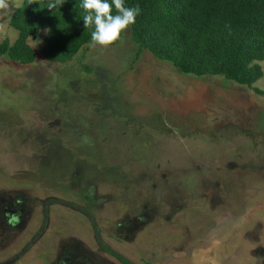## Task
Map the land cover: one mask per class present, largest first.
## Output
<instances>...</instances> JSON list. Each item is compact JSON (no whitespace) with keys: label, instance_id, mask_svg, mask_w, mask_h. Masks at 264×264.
I'll list each match as a JSON object with an SVG mask.
<instances>
[{"label":"rangeland","instance_id":"374dc122","mask_svg":"<svg viewBox=\"0 0 264 264\" xmlns=\"http://www.w3.org/2000/svg\"><path fill=\"white\" fill-rule=\"evenodd\" d=\"M22 3L0 0V43ZM48 30L27 38L32 62L0 54V196L27 210L0 215V264H264V61L252 86L184 74L117 23L48 61Z\"/></svg>","mask_w":264,"mask_h":264},{"label":"trees","instance_id":"16d2710c","mask_svg":"<svg viewBox=\"0 0 264 264\" xmlns=\"http://www.w3.org/2000/svg\"><path fill=\"white\" fill-rule=\"evenodd\" d=\"M112 23L130 28L141 49L184 74L246 86L263 75L264 0H23L10 19L18 37L12 45L0 43V54L22 64L34 61L26 40L48 26L41 54L65 62Z\"/></svg>","mask_w":264,"mask_h":264},{"label":"flooded vegetation","instance_id":"af4514ba","mask_svg":"<svg viewBox=\"0 0 264 264\" xmlns=\"http://www.w3.org/2000/svg\"><path fill=\"white\" fill-rule=\"evenodd\" d=\"M41 167H46V166L42 165ZM56 176H54V177H56ZM47 182H49V181L41 180V183H47ZM63 183L64 182H58L59 185H62ZM59 193H61V195H58ZM59 193L55 192V195H51L49 200L45 201L44 205L42 206L43 207L42 213H43V216L46 218L47 222H48V217H49V212H50V206H53V205H60V206L68 205V201L66 200V197H63L62 190ZM8 197L10 198L9 201L6 200L7 197L0 196V215L2 217V221L6 222L7 226L8 225L9 226H13L12 224H8L10 219H13V222L20 223V219L22 218V220L24 222L23 215L26 216V211H27L26 208H25V201H26L25 198L23 197V199H16L15 196H11V195H8ZM14 206H17V207L21 208L22 211L19 210V209L17 210V207L13 208ZM4 209H5V211L2 212V210H4ZM85 214H89V213L85 212ZM126 219H127L126 222L123 223L120 226V228H123L122 232L126 233V234L127 233L132 234V231H136L137 230V226L139 225V223H143L144 221H147V218L144 217V215H140L139 217H135V218H129L128 217ZM128 219H130V220H128ZM46 225H47V223H46ZM44 228L45 227L42 225V228L40 229L39 232L41 233L44 230ZM98 240L99 241H98L97 245H98V247L100 249L102 247L103 250H105V251H110V252L114 251V248H110V247L107 248L105 246V243L103 242L102 239L100 240L98 238ZM60 245L62 247H64V246L67 245V243L65 242L63 244L61 242ZM60 251H61V249H60ZM115 253H117V252H115ZM117 254H115V256H119V254L118 255ZM60 256H61L60 259L59 258L57 260L56 259H52L50 264H74L73 259L71 261L69 257H66L67 255L64 256V255H62V253H60L59 257ZM15 258L17 259L18 256L16 255ZM74 260L76 262H78V258L74 257ZM119 261H121V260L119 259ZM96 262L97 261H95V259H93V258H89V257L85 258V264H96Z\"/></svg>","mask_w":264,"mask_h":264}]
</instances>
